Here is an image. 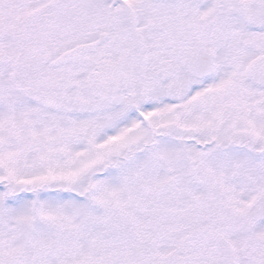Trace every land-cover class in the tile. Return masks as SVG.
Wrapping results in <instances>:
<instances>
[{"label":"snow or ice","instance_id":"6c2138e0","mask_svg":"<svg viewBox=\"0 0 264 264\" xmlns=\"http://www.w3.org/2000/svg\"><path fill=\"white\" fill-rule=\"evenodd\" d=\"M0 264H264V0H0Z\"/></svg>","mask_w":264,"mask_h":264}]
</instances>
